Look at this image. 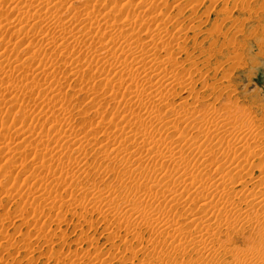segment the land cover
Masks as SVG:
<instances>
[{
	"label": "bare ground",
	"instance_id": "bare-ground-1",
	"mask_svg": "<svg viewBox=\"0 0 264 264\" xmlns=\"http://www.w3.org/2000/svg\"><path fill=\"white\" fill-rule=\"evenodd\" d=\"M10 1L13 0H0V9L2 7L4 8L5 5L8 7ZM14 1L18 2H15L16 5L14 4L15 8L13 7V9L18 13L17 16L19 20L23 24L31 23L30 25H32V27L26 24L24 26L30 27V32L33 34L25 36L18 42H12L8 39L7 43L4 41V43L1 42V46H4V50L6 49L5 51L7 53L5 52V56H0V77H3L4 83L6 82L5 80L10 77V79L16 77L19 81L18 85L20 83V86H14V83L17 81L14 80L15 82L12 81L14 82L13 84L10 82L11 85H7L10 88H7V86L5 87V85L4 88L0 87L1 102H3V104L8 103L10 105H16L20 100H30V98L35 95L36 91H38L37 95L41 96V98L46 97L42 93H46L48 96L53 93V95H56L49 96V98L46 99L47 102L45 100L42 102V98L41 104L43 107L42 109L39 108L40 110H37V112L18 110L16 114L14 113L15 119L20 121L21 124V128L19 127V130H17L18 132L16 131L17 134L15 133L16 136L9 135L7 132L5 133V129L9 127H5L4 122H2V124L0 123V127H3L0 131V149H7L6 155L9 154V156L14 159V168L11 167L12 165L7 167L4 166L8 168V170L6 169L7 171L5 170L6 173L4 172V174L7 175V173L14 172V169L17 170L18 165L21 168L24 164L23 162H25L27 158H30L32 153L34 156H32V158H34L36 162L25 178L27 181L32 180L36 185L38 184L39 187H37L38 189L34 190L33 193L29 192L30 194L32 193V198L30 200L33 199V202L42 200L44 204L42 203L41 205L39 202L38 205H41L44 209L54 210V208L57 207L58 201L62 200L63 197L60 195L50 197V195L47 194L49 185L47 188L45 187V189H43L44 185H46L49 180L56 181L57 178H62L69 169H72V171L75 169L77 172L81 173L86 163L82 162V158L79 154L84 153L87 147H91L97 150L98 154H102L103 159L107 163L123 160L122 169L124 168V171L122 172L132 181L137 179L135 178V174L141 172L140 170L144 172L145 176L147 170L152 172L155 171L156 174L162 175V180H159L160 182L158 181V184L149 185L148 183L147 185L145 184V186H141L143 187L142 190L141 187L139 188L140 190L138 189L137 199H139V204L135 206H133L135 202L131 205L132 207H121V209H119V206L115 207L114 205H110L111 202L114 203L111 194L108 196V200H106L107 197L103 199V201L105 200L107 202L110 209L107 208L108 206L106 208L113 214L112 217L116 218L115 222L117 223L115 226L120 230L117 231L115 229V231L114 229L110 230V228L108 230L106 226V231L108 230L107 233L105 232L106 239L114 243L115 239L121 237L122 239L120 241H123L122 235L124 233L121 234L123 230L127 236L124 240L125 251L127 250L130 253L128 254L129 257L127 256L128 258H125L124 255L120 256L119 261L121 264H219L218 260L210 263L211 261L208 262L207 258L219 253L221 249L219 250L217 248L218 245L222 246V252L233 253L234 255L232 256L238 258L237 255L239 253L236 252L237 254H235L234 252V250L239 249L238 246L235 247L234 245L235 238L241 235L244 236L245 232L248 230L253 234L256 232L257 236L259 234L260 238H262L258 244H256V241L254 243L253 240L248 241L247 239L249 238H247L245 241L248 245L250 244V246L247 247H250L253 253L255 252L254 250H258L259 252L257 255L259 254V256L264 258V164H261V162L259 164L257 163V166L260 167L259 174H256L255 170L249 168L251 164L256 165V163L253 162L255 155L261 152L264 154L263 149L260 148L259 134L258 132H256L257 135L255 132L254 134L246 131L248 127L243 129L244 126H239L240 123L237 125L236 123L240 121V115L239 121H232V113L234 111L231 110L232 112H228L227 105L223 107L227 109V111L225 110L227 113H219L218 108V113L215 111H202L198 109L202 108V100L205 97H201L194 91L193 84L198 81H195L194 76L196 70L203 75L202 71L204 68L199 66L197 68V63L195 61L184 60L182 56L186 49L184 44L188 43L187 39H194V43L200 41V36L203 33L202 29H205L203 27L210 23L212 13L215 12L214 14L217 15L218 12L221 11L220 9L222 8H220L218 12L215 9L210 11L220 0H208L211 7H207L208 10L206 9V13L201 12V6H199V3L202 2V5H205L203 0H196L188 3L193 11V16L191 17L193 18V22L186 24L184 23L185 21H179L173 33L171 31L169 32V25L179 20L178 18H174L178 17V15L174 16L176 15L174 14L173 18L168 16L166 18H158L164 14V9L169 7L168 0H154L151 1V3L149 1L148 6L146 5L147 7L144 6L146 0H143L145 2L142 9L140 6L139 9L137 7L138 5L133 4L134 2L125 4L123 2V5L121 4L118 8L112 7L111 9L110 7V9H104L100 0ZM178 1L181 2L180 0ZM188 1L190 0H187V2ZM230 1L231 0H223L222 5L225 11L229 8ZM243 1L244 3H248L250 0ZM75 4L81 5L79 6V10H76ZM213 5L214 7H212ZM11 6H9L10 9L12 8ZM190 6L188 5L187 7ZM176 7L177 6L172 5L170 8L174 10ZM167 10H169V8ZM30 11L33 13H30ZM183 11L184 9L182 12ZM182 12L180 11V16L183 14ZM8 18L11 19L7 17L2 21L6 20L8 22ZM13 19L16 22L15 18ZM203 19H205V21H203ZM223 21L225 23V20ZM218 27L216 23L210 28V30L212 29L211 32H208L209 29L206 30V34L207 32L211 35L215 32H221V25L220 28ZM13 31L11 32L13 33ZM28 31L29 30L26 29L22 31L21 29L20 34L24 32V34L27 35ZM191 32H194L195 35L190 37L189 34ZM220 32L217 34H222ZM28 37L33 39L32 42L27 43L25 48L28 49V51H26L28 54L26 59L29 61V64L26 63L27 65H25V59L23 58L24 61L22 58L20 59L18 54V57L12 61L11 56L13 55L9 54V52H12L14 47L9 49L10 46L12 47V44L16 45L22 42V40L25 41ZM198 43L202 46V43ZM146 48L149 53H151L150 55L147 54L148 56H146ZM194 48H197V45ZM193 50L196 51V49ZM195 51L190 52L193 53ZM53 52L58 54V60L53 56L54 61L49 60L50 63H47L45 60L46 64L37 62L39 58H42L41 56H46ZM191 53H188V55H191ZM73 57L77 58L76 62L72 60ZM69 61H72L70 62L72 67L68 73H70V76L76 77L77 80L80 79L81 81L79 85L77 84L78 82L76 83L78 88H75V91L76 89L82 92L83 90L85 91V89L92 91L93 102H91V108L88 110L92 111L93 114L95 113L96 117V114L100 115L99 118L102 122V126L105 124L104 128L100 129L99 132L95 129L84 131L82 129H76V125V127L71 125L77 107L74 108L75 110L73 109L74 111L69 109L70 107H65L64 103L67 102L69 105L70 102L71 104L74 102L71 101L72 98L70 99L69 95L68 98L66 92L63 93L62 90L64 89L62 85L66 77H63L64 81H61L63 80L62 77V79H58L61 64L64 63L65 65V63ZM33 66L34 68H32ZM157 66L158 69H156ZM29 70L33 72L28 74L27 71ZM193 70H195V74ZM16 73L18 74L16 75ZM200 78H202V76ZM204 78L206 77L202 79L204 80ZM1 81L0 78V86L3 87ZM207 81L208 80L205 82ZM96 82H99L100 85L104 84L107 86L106 88L109 87L107 90L110 92L108 93L107 90H105L107 93L103 92L102 94H96L93 89ZM216 83H214V85ZM204 84L207 86L206 83ZM210 85L211 83L208 84V86ZM226 86L227 85H225V87ZM195 87H197V85ZM179 89L182 90L183 95L186 94V96H189L190 93L193 94L194 92L197 95H195V97L191 96L193 97V101L191 100L190 102V100H188L190 96L188 99L181 97L182 95L180 96L181 98H178ZM59 97L62 98V100H59ZM109 99L112 102V106L108 104V108L104 109V111H102L103 113L100 114L99 108H102L105 102H109ZM90 100L89 98V101ZM147 104H151V106H149L150 109ZM211 104H213V102ZM110 106L113 107L112 111L115 110L117 114L112 112L113 115L108 117L107 114L109 113ZM210 107V109L215 108V106L212 105ZM103 108H105V106ZM88 110L81 109L79 114L82 115L83 118H86L89 113H92H88ZM236 116H234V119H236ZM83 121H85V119ZM99 125H101L100 122ZM194 132H197V135L201 136H195L194 138ZM81 133L84 134L81 135ZM98 138L102 140L100 139L101 141L96 143L95 140H98ZM189 141H192L190 142L192 145L189 147L191 149L193 146L196 148L192 149L189 153L185 152L186 150L182 152L183 150L181 151L180 147L184 143L187 144L188 142L189 144ZM251 141L253 145L249 144ZM23 147H25L24 150L22 149ZM27 147H30V153H27ZM256 148H259V151H257ZM215 151L221 154L220 159L215 156V158L212 157ZM252 157H254L253 160ZM258 157H260V155ZM147 159L151 160L152 164L149 166L152 167H146V164L148 165L150 162ZM172 163H174V166L171 165ZM186 163H193L192 165L195 171L191 170L189 172L186 170V167H178L181 164L186 166ZM1 164L6 165L4 164V160ZM3 165L1 166L3 167ZM171 167H173L172 175L168 173V169ZM201 169H204V172L209 170L213 174L209 175L211 172H208L209 174L205 172L206 177H204L201 175ZM0 171H2V168ZM233 171L239 172L234 175L232 174L234 173ZM13 179L15 184L17 181L20 182L17 176L16 178L13 177ZM62 183L64 182L62 181ZM7 184L8 181L6 182V185ZM137 186L139 187V185ZM21 187L22 184L20 188ZM17 188L15 185L3 191L9 199H20V202H22L24 200L21 199L28 193L26 194L24 192L26 195L22 196V192H17ZM93 189L95 190V188ZM94 190L92 191L94 192ZM54 192L56 191L52 193ZM52 193H50L51 196L53 195ZM30 200L28 199V201ZM28 201L26 202L28 203ZM30 202L34 204L32 201ZM60 202L62 203L63 201ZM29 204L26 207L23 205L19 207L18 216L25 218V216L29 217L31 214L38 215L40 210L37 207L38 205H36L37 203L32 205V207L29 206ZM69 205L71 206V204ZM192 206L195 207L192 208ZM99 207L97 209L101 211ZM107 209L103 211H107ZM49 211H47V213ZM59 220H61V217ZM27 225L31 226V223L27 222ZM44 225H47L46 227H51L49 224ZM58 225L60 224L58 223ZM36 227H34L33 233L35 235L34 237H36L34 245L28 241V237L25 238L27 241L22 243V248H24L27 253L34 252L32 248L36 243L43 241L50 245L52 240L57 237L56 234L52 233V231L49 232V230H47V235H43L45 228L41 227V229L38 228L37 230ZM146 230L148 232L150 231L153 234L152 236L157 235L158 241L155 242V244L152 242L153 244L149 245L150 243H147L148 245H146L145 236L143 235V232ZM81 234V236L79 234L80 237H77L78 239H75L78 245L83 242L86 243L87 241L89 243L92 242L94 246H96L95 241L99 239V236L95 238L87 235L85 232ZM221 237H223L225 241H223ZM133 239L135 242H132ZM239 239L240 237L237 240ZM6 241H8L7 238ZM43 242L41 245L44 244ZM135 244H137L136 248H134ZM37 249H39L38 245ZM120 252L122 253L124 251L120 250ZM40 254H43V251ZM176 254L180 257L179 260H175L174 262H171L172 260L168 261V258ZM51 255V258H57L63 264H70L72 257H74L72 260L73 264H112L115 260V256L108 259L106 258V260L101 252L97 253L96 257L80 256L81 254L78 252L77 248L74 250L70 260L66 259L67 255L63 258L64 255L61 254V251L56 252L52 250ZM185 255L188 258H183L186 257ZM69 256H67V258ZM140 257L141 259H139ZM137 259L139 260L137 261ZM119 261L115 263L120 264ZM237 261L240 262L239 259H237ZM259 261H261V259Z\"/></svg>",
	"mask_w": 264,
	"mask_h": 264
},
{
	"label": "rangeland",
	"instance_id": "rangeland-1",
	"mask_svg": "<svg viewBox=\"0 0 264 264\" xmlns=\"http://www.w3.org/2000/svg\"><path fill=\"white\" fill-rule=\"evenodd\" d=\"M13 1H10L11 4H10V2L8 3V7H6L7 5H5L4 8L2 7L0 9V11H1L0 12V36H1L0 37V47H1L0 56H2V55L5 56L6 53H7L5 51L6 49L4 50V46H1V44H2L1 42L4 41V42L7 43L8 42L7 39L9 41H12V42H16V41L18 42L21 39H23L25 36H28V35L30 36V34H33V33L30 32L31 31L30 27H32V25H30L31 23L30 24H26V23L23 24L19 20V18L17 16L18 13H16L14 11V9H13V7L16 5L15 2L16 3H18V2L17 1L13 2ZM149 1L151 3V1H154V0H146V2L143 1V0H135V1L134 0H126V1L125 0H111V1L110 0L109 1L108 0H100L101 4L104 6V9H106V8L110 9V7H111V9H112V7H117L118 8V7L121 6V4L123 5V2H124V4L128 3V2H131V3L134 2L133 4L138 5L137 6L138 8L140 6V8L142 9L144 6H146V5L148 6V4H149L148 2ZM168 1H169V7H168L169 10L171 9L170 7L172 5L177 6V7L174 8V10L171 9L170 11L167 10L168 8H165L164 12H163L164 14H162L158 18H162V17L166 18L167 16L170 17V18L171 17L173 18L174 16L178 15V17H174V18H176V19L178 18L179 20L175 21V22H172L169 25V27H170L169 32L170 31L172 33L174 32L173 30H175L174 28H176V25L178 24L179 21H183V22L185 21L184 23H186V24H189L190 22L191 23L193 22V18H191L193 16V11L191 10V6L188 3H190L191 1L192 2L196 1V0H190L188 2H187V0H180L181 2H179L178 0H168ZM203 1L205 2V5L203 6L202 5L203 2H202V3H199V6H201V12L206 13L207 7H211V4L208 3V0H203ZM104 2L105 3L107 2V3L105 4ZM144 2L146 4L143 6ZM234 2H236V3H234ZM175 3H176V5H175ZM241 3H242V5H241ZM222 4H223V0H220L215 7H214V5L212 6L214 8H211L210 11L215 9L218 12L220 8L223 9V5ZM11 5H13V6H11ZM112 5H114V6H112ZM188 5L190 7H187ZM9 6H11L12 8L10 9ZM79 6H81V5L80 4H75L76 10H79ZM23 7H25V6H23ZM183 9H184V11L182 12ZM185 9H186V11H185ZM222 9H220L221 11H219L217 15L214 14L215 12L212 13L211 19H210V23L206 24L203 27L205 29H202L203 33L200 36V41H197L196 43H194L193 42V41H195L194 39H191V38H189L190 40L187 39L188 43L184 44V46L186 47V49H185L186 52L184 51L182 56L184 57V60L187 59L189 61L190 60L191 61L192 60L195 61L197 63V68H198V66L201 67V68H204V70L202 72H203V75H206V76L201 75L202 73H200L197 70L196 71L193 70V73L195 74V72H196V74H197V75L195 74V76L193 74V76L195 78V81L198 80L197 82H194V84H193L194 85V91L197 92V94L200 95L201 97H203V98L205 97L202 100V108H198V109H200L202 111L209 110V111H215V112H217V110L219 109L218 110L219 113H227V112H225V110L227 111V109L223 108L225 105H227L226 107L228 108V112L229 111L230 112L234 111L232 113L233 114L232 121L234 120V122H237V121L240 120L238 123H236L237 125L240 123L239 126H241V125L244 126L243 129H246L248 127L249 129L247 128L246 131H248L250 133L258 132L259 135L257 133L256 134L259 137V141H260L259 144L261 145L260 148L263 149V151H264V142H263L264 141V138H263L264 137L263 136V134H264V0H250L248 3H244L243 0H239V1L238 0H234V1L231 0L230 3H229V8L227 9V11H225L224 9H223L224 10L223 11ZM178 10H179V12H178ZM180 11L183 13L181 16L179 15ZM231 11H232V13H231ZM166 12H167L168 15L166 14ZM30 13H33V12L30 11ZM165 14H166V16H165ZM174 14H176V15H174ZM201 15H202V13H201ZM7 17L11 18V19H9V18L7 19L8 22L6 20L2 21V20H4ZM16 17H17V19H16ZM187 17H189V18H187ZM13 18H15L16 22L14 21ZM223 20H225V23H224ZM203 21H205V19H203ZM183 22H181V23H183ZM17 23H19L21 25H19ZM216 23H217V27L219 26L218 28H220V25H221V27H222L221 28V32L220 31L219 32L222 33L224 36L222 34H220V35L217 34L219 32H217V33L215 32L212 35L210 33H208V32H211L212 29L210 30V28H212L213 25H215ZM14 24H15V26H14ZM25 24L30 26V27H27V26L25 27L24 26ZM207 27H209V28H207ZM21 29H22V31H23V29L24 30L25 29L29 30L27 32V35L24 34V32H21L23 34H20ZM207 29H209V31L206 34V30ZM11 31H13V33ZM193 33L194 32H191L189 34V36L191 37V36L195 35V33L194 34ZM8 36H9V38H8ZM20 36H22V37H20ZM29 38L30 37H28V39L25 38L27 40H25V41L22 40V42H19L16 45L12 44V47L10 46L9 49L14 47L13 51H12L13 53L9 52V54L13 55V56L9 55V56H11L12 61H14L19 55L20 59L22 58L23 61L25 59V62H24L25 65H27L26 63L29 64V61L26 59V57L28 56L26 51H28V49H25L26 46H27V43L33 41L32 38H30V39ZM224 39H226V40H224ZM198 42L202 43V46ZM195 44L197 45V48H194V47H196ZM211 45H212V47H211ZM193 49H196V51L193 50ZM190 51L191 52L195 51V52L191 53ZM188 53L189 54L191 53V55H188ZM52 54H54V55H52ZM147 54L150 55L151 53H149L148 49L146 48V56H148ZM50 55L52 56V58H51ZM53 56L57 60L59 59L58 54H55L53 52V53H51L49 55L41 56L42 58H39L40 60L38 59L37 62L46 64L45 63V61H46L47 63H50L49 60L50 61L51 60L54 61ZM188 56H189L190 59L188 58ZM76 59H77L76 57L72 58V60L75 61V62H76ZM197 61H199V62H197ZM70 62H72V61H69V62L65 63V65H64V63L61 64V70L59 72L58 79L61 78V77L62 78L66 77L65 81H64V78H63V80H61L62 78L60 79L61 81H64V84L62 85V86H64V89H62V90H63V93L66 92V95L67 96L69 95L70 99L72 98L71 101L74 102L73 104H71V102H70L69 105H68V103L66 101H64V102H66V103H64L65 107L66 108L70 107L69 109H71V110H73L76 107L78 108V110H77V108H76V110L74 109L75 110V112H74L75 116H74V119H72V121H71V125L73 127L77 126L76 129H82L84 131H89L91 129H95V130H97V132H99L100 129L104 128L105 124H103V126H102V122H101V120L99 118L100 115L96 114L97 117H98L97 118L95 116V113L93 114L92 111L88 110V109L91 108L90 107L91 106V102H93L92 93H91L92 91L89 90V89H85V91L83 90V92L80 91V90H77V89L75 91V88H78V85H79V83H81V81H80V79L77 80L76 77L70 76V73H68L70 71L71 67H72ZM187 63H189V62H187ZM203 65H204V67H203ZM36 66H37V63H36ZM32 68H34V66ZM156 69H158V66H157ZM30 72L32 73L33 71L32 70L27 71L28 74ZM36 73H34V74H36ZM17 74L18 73H16V75ZM156 74H157V71H156ZM16 75H14V76H16ZM201 76H202V78L203 77H206V78H204V80H203L202 78H200ZM0 78L2 80L1 84L3 83L2 84L3 87L0 86L1 88H4V85H5V87L7 85L10 86L11 85L10 82H12L14 80L15 81L17 80L16 81L17 83L14 81L16 84L14 82H12V84L14 83V86L17 85V87L20 86V83L18 85L19 81H18V79H16V77L12 78V79H10L11 77L10 78L8 77L9 79L5 80L6 82L9 81L7 84H5L6 82L4 83L3 77H0ZM67 78H70V79H67ZM199 79H200V81H199ZM206 80H208V81L205 82ZM216 81H217V83H216ZM208 82L211 83L210 86H208V84H209ZM204 83H206V84L208 83L207 86ZM214 83H216V84L214 85ZM223 83L225 85H227L226 87H228V88H226ZM102 85H104V84H102ZM102 85H100L99 82H96L94 84V86H93L94 88L93 89L96 92V94H102L103 92L104 93H107V92L109 93L110 92L109 90H107L109 87L106 88L107 86L104 85L105 86L104 87ZM196 85H197V87H195ZM212 85H213L214 88L212 87ZM221 85H223V86H221ZM8 86H7V88H10ZM192 88H193V86H192ZM105 90H107V92ZM37 92L38 91H36V93L34 95L35 97L33 96L32 98H30V100H28V99L27 100H20L16 105H10L8 103H4L3 104V102H1V98H0V123L2 124V122H4V126L5 127H9V128H6V129L4 128L5 129V131H4L5 133L7 132V134L13 135V136L15 135V133L17 134V132H18L17 130H19V127L21 126L20 121L15 119V114H16V112L18 110L19 111H26L27 110V111H36L37 112V110L38 111L40 110L39 108L42 109L43 105L41 103L44 102V100L46 101V99L49 98V96L51 97V96H55L56 95V94L53 95L54 94L53 93L51 95L49 94V96H48V95H46V93L45 94L42 93L43 95L46 96V97H42L43 98L42 99L41 96L37 95ZM195 92L193 94L190 93L189 94L190 98H189L188 95L187 96H186V94L183 95L182 90L179 89L178 98L182 95L181 97H184V98H187V99L189 98L188 100H190V102H191V100L193 101V97H195V95H197ZM90 93H91V95H90ZM0 94H1V92H0ZM69 96H68V98H69ZM191 96H193V97H191ZM89 98L91 99L90 101H89ZM41 99H42V102H41ZM58 99L62 100V98H60V97ZM209 102H210V106L211 105L215 106V108H212L213 110L210 109L211 107L209 106ZM212 102H213V104H211ZM37 103H40V104H37ZM106 104H107V106H106ZM108 104L112 106V102H111L110 99H109V102H107V103L105 102V104H104L105 108H103L104 106L102 108H99L100 114L103 113L102 111H104V109L108 108ZM11 106H13V107L17 106V107L13 108ZM111 106H110V109H109V113L107 114L108 117H111L113 115L112 112L117 114V112H115V110L112 111L113 107H111ZM147 106L149 107V106H151V104L150 105L147 104ZM192 106H193V104H192ZM81 109L88 110V113L89 112H92V113H89L86 118L85 117L83 118V116L79 114V111ZM149 109H150V107H149ZM220 109H221V111H220ZM238 110H239V112H238ZM116 114H114V115H116ZM239 115H240V119H239ZM234 116H236V119H234L235 118ZM84 119H85V121H83ZM73 121H74V123H73ZM94 122H96V123H94ZM99 122L101 123V125H99ZM244 123H246V124H244ZM245 125H246V127H245ZM2 128L0 127V131H1ZM6 130H8V131H6ZM249 130H251L252 132L249 131ZM82 134H84V133H81V135ZM197 134H198L197 132L193 133L194 138H195V136L196 137L197 136H201V135H197ZM100 139L101 138H98V140H95L96 143H99L102 140V139L101 140ZM190 142H192V141H189V144L187 142L188 146H187L186 143L182 144V146H181L182 148L180 147L181 151L183 150L182 152H184L186 150L185 152L189 153L192 149L196 148V147L193 146L192 149H191L189 146H191L192 143H190ZM262 142H263V144H262ZM251 143H253V142L251 141L249 144H251ZM184 145H185V147H184ZM251 145H253V144H251ZM183 147H184V149H183ZM29 148L30 147L26 148L27 153H30V149ZM22 149L24 150L25 147H23ZM256 149H257V151H259V148H256ZM256 149H254V150H256ZM6 151H7V149H0V166L3 165L1 163L4 160V164H6V165H3V167L4 166L7 167V166H11L12 165L11 167L14 168V163H13L14 159L11 158V156H9V154L6 155ZM217 153H218V151H215V153L213 154L212 157L215 156L216 158L220 159L221 158V154L218 153V155H217ZM261 154H262V152L260 154H258V155H255V159H254V157H252V160L254 159L253 162H255L256 165L255 164H253V165L251 164L250 165L251 167L249 166V168L251 170H255L256 174L260 173L259 172V168L260 167L257 166V163L259 164L261 162V164L262 163L264 164V162H263L264 161L263 160L264 159V157H263L264 154H262V158H261ZM79 155L82 158V159L81 158H79V159H81L82 162L86 163V165L83 164L85 166H83V170L81 171V173L77 172L75 169L72 171V169L68 170L66 168L68 170L67 173H69V174H67V173H65V174L68 175V176L64 175L60 179L57 178L56 181L49 180L50 182L47 181L48 183H46V185H44V187H43V189H45V187L47 188L48 185H49V189H48V193L47 194L50 195V197H54V195L55 196H59L60 195V196L63 197V199L60 200V201H63V202L61 203L60 201H58L57 207L54 208V210H50V209H47V208L44 209L41 206L42 203H43L42 200L39 201L40 203L39 202H33L34 201L33 199L30 200L32 198V193L34 192V190L38 189L37 187H39L38 184L36 185L32 180H28L27 181V179L25 178L28 175L27 173L29 172V170L30 171L32 170V168H33L32 166H34L35 162H36V160H34V158H32V156H33L32 153H31L30 158H27V160L25 162H23L25 165L23 164V166L21 168L18 165L17 170L14 169V172H12V173H7V175H6V174H4V172L6 173L8 168L4 167V169H3L2 166L0 167V170H1V168H2V171L4 170L3 172L0 171L1 172L0 173V217H1L0 218V222H1L0 223V246H1L0 247V264H63L57 258H55V259L53 257L51 258L52 250L56 251V252L57 251L58 252L61 251V254L64 255L63 258H65L66 255L69 256V254H70V256L68 258L66 256V259L70 260V258L73 255V252H74V250L76 248L78 249V252L81 254L80 256L84 255V256H87V257L88 256L89 257H96L97 253H99V252L102 253V255H103V257L105 259L106 258L108 259L110 257H114L115 256V260H114V262L112 264H119V263H115V262L119 261L120 256L124 255L125 258L127 256L129 257L128 254L130 252L127 251V250H126L127 252L125 251V244H124L125 241L124 240L126 239L127 236H126L124 230L121 232V234L124 233L122 235L123 239H124L123 241H120L122 239L121 237L115 239L114 243L110 242V241H108V239H106L107 238L106 237V233L109 230V228H110V230L111 229H114V230L116 229L117 231H120V230H118V228L115 226V224L117 223V222H115L116 218L112 217L113 214L109 212L110 208L107 205V202L105 200L103 201V199H106L105 197H107L106 200H108V196L111 194V198L114 200V203L111 202L110 205H114L115 207L119 206V209H121V207H127V206L128 207H132L131 205L135 202V204H133V206H135V205L139 204V202H138L139 199H137L138 198L137 191L140 190L139 188L141 186H145V184L147 185L148 183H149V185L158 184L162 180V177H161L162 175L156 174L155 171L152 172V171H148L147 170L146 176H145L144 172L142 170H140L141 172H137L135 174V176H136L135 178H137V179L132 181V180H130V179H128L126 177V174H124V172H122V171H124V168L122 169L123 160L122 161L121 160L113 161L112 163H107L103 159L102 154H98L97 150H94V148H91V147H87L86 150L84 151V153L79 154ZM79 155H78V157H79ZM259 155H260V157H258ZM8 158H9V160H8ZM133 159H135V158H133ZM147 160H146V162H147ZM261 160H263V161H261ZM148 161H150V162H149L148 165L146 164V167L147 168L148 167H152V166H149L150 164H152L151 160H148ZM118 163L119 164L121 163L122 166H121V164L119 165ZM192 164L193 163H186V166L181 164L178 167H186V170H188L189 172L191 170L195 171V168H193L194 166ZM171 165L174 166V163H172ZM30 167H31V169H30ZM84 168H85V171H84ZM172 168L173 167L169 168L170 170L168 169V173H171V175L173 174ZM169 171H171V172H169ZM76 172H77V174H76ZM98 172H99V174H98ZM200 172L202 173L201 174L202 176L206 177V173L209 174L211 171L207 170V171H205L206 172L205 173L204 169H201ZM233 172L234 173H232V174L235 175L239 171H237V172L233 171ZM70 173H71V175H70ZM79 173L82 174V175H80ZM72 174H73V176H72ZM212 174L213 173L211 172L209 175H212ZM16 176H17V178L19 177L20 182L17 181L16 184H15L13 177L16 178ZM141 176H144V177H141ZM11 178H12V180H11ZM125 178H126V180H125ZM6 180L8 181L7 185H6V182H7ZM9 180H10V184H9ZM62 181L64 183H66V184L62 183ZM23 183H25V184H23ZM2 184L6 185V186H3ZM12 184H14V185H12ZM21 184H22V187L20 188ZM60 184H62V185H60ZM15 185H16V188H17V186H18V188H20V189L17 188V192L21 191L22 192L21 193L22 196L26 195L28 193L26 196H24V198L25 197L27 198V199L25 198L26 200L23 198L21 200H24V201L20 202V199H17V200L16 199H11V198L9 199L8 196L5 194V192H4L5 189H8V187L12 188V186H15ZM137 185H139V187ZM91 186L93 188H95V190ZM136 187H137V189H136ZM142 189H143V187H141V190ZM92 190H94V192ZM53 191H56V192L52 193ZM24 192L26 194H24ZM29 192H32V193L30 194ZM49 192L52 193L53 195L51 196V194ZM112 192H113V194H112ZM102 194H103V196H102ZM116 196H117V198H116ZM28 199L30 201H32L34 204H32L30 201H28ZM26 201H28V203ZM64 201H65L66 204L64 203ZM25 202H26V204H25ZM101 202H102V204H101ZM103 202H104V204H103ZM29 203H31V204H29ZM38 203L41 204V205H38ZM140 203H141V201H140ZM28 204L31 207H32V205H35V204L38 205L37 207L40 210V212L38 213L39 216L38 215H34V214H31L32 217L29 215V217L25 216V218H23L21 216H18L19 207H22V205L26 207ZM69 204H71V206ZM68 206H69V208H68ZM102 206H103V208H102ZM37 207H35V208H37ZM98 207L101 208V211H100V209H97ZM106 207L109 208V209H107ZM194 207L192 206V208H194ZM94 209H96V210H94ZM104 209H107V211L106 210H105L106 212L103 211ZM47 211H49V212L47 213ZM42 213H43V215H42ZM58 215H60V216H58ZM57 216H58V219H57ZM60 217H61V220H59ZM28 218H29V220H28ZM24 219L27 222H30L31 226L27 225V222ZM56 221H57V223H56ZM25 222H26V224H25ZM47 222H50L51 224L47 223ZM58 223L61 226L58 225ZM44 224H49V226H51V227H46L47 225H44ZM52 225H53V227H52ZM33 226L34 227L37 226L36 227L37 230H38V228L41 229V227H44L45 228L44 229V231H45L44 233L45 234L43 233V235H47L48 234L47 230H49V232L52 231V233L56 234L57 237L55 236L56 238L53 239L54 241L52 240V243L50 245L47 244V243H44L43 241H42L44 243L43 245H41L42 242L36 243V245L33 246V248H32V250L34 249L33 250L34 252H32V253L28 252L27 253L25 251V249L22 248V243H25L24 241H27V240H25V238L28 237L29 238L28 241H30L34 245V242L36 241V239H35L36 237H34L35 235L33 234L34 233V227ZM106 226L108 227L107 231H106V229H107ZM81 229H83V230H81ZM83 232H85L87 235H90L91 237H95V238L97 237L98 238V236H99V239L96 240L97 242L95 241V245L96 246H94V244L92 242L89 243L87 241H86V243L83 242L82 244H79V245H78V243H76L75 239L77 237H80L82 235L81 233H83ZM60 233H62V234H60ZM255 233L253 234L251 231L249 232V230H248V231L245 232L244 236L243 235L239 236L240 237L239 240H237L239 238L238 236H237L238 238L237 237L235 238L234 245H235V247L238 246V248L240 249V251H239V249L238 250H234L235 254L239 253L237 255L238 258H236L235 256H232V255H234L233 253H224V252H222L221 251L222 250V246L218 245L217 248L219 250L220 249L221 250L219 251V253L217 255H213V256L209 255L210 258L209 257L207 258L208 262L211 261L210 263H213L216 260H218L219 264L220 263L221 264H243V263L244 264L245 263L246 264H250V263L251 264H264V258L262 256H259V254L257 255V253L259 251L258 250H254L255 251L254 253H256V254H254L252 249H250V247H247V246H250V244L248 245L247 242L245 241L247 238H249V239H247L248 241L249 240H253L254 243L256 241V244H258L262 237L260 238V235L258 234V236H257V233L256 234ZM79 234H80V236H79ZM143 235L145 236L146 245H148L147 243H150L149 245H151L153 243L155 244V242L158 241L157 235L152 236L153 234L150 231L149 232L147 230L144 231ZM6 238H7L8 241H6ZM221 238L223 239V241H225V239L223 237H221ZM255 239H259V240H255ZM132 242H135V240L133 239ZM112 244L113 245L115 244L114 245L115 247ZM9 245H10V247H9ZM37 245H38L39 249H37ZM76 245H78V246H76ZM109 246H111V247H109ZM134 246H135L134 248H136L137 244H135ZM112 247H114V248H112ZM46 248H48V249H46ZM120 250H123L124 252L121 253ZM42 251H43V254H40V253H42ZM46 253H48V254H46ZM123 253H125V254H123ZM106 256H108V257H106ZM173 256H176V257H173ZM250 257L251 258L253 257V258L251 259ZM31 258H33V259H31ZM183 258H188V257L186 256V257H183ZM259 258L261 259V261H259L260 260ZM73 259H74V257H72V260ZM139 259H141V257ZM139 259H137V261ZM179 259H180V257H178L177 254H176V255H172L171 258H168V261L172 260L171 262H174L175 260L177 261ZM237 259H239L240 262L237 261ZM72 260L70 261V264H73ZM244 260H245V262H244ZM120 264H121V262H120ZM125 264H129V263H125Z\"/></svg>",
	"mask_w": 264,
	"mask_h": 264
}]
</instances>
